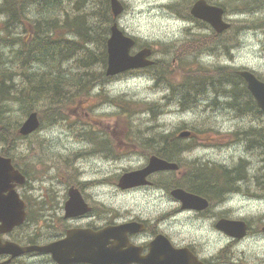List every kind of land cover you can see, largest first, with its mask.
<instances>
[{"label":"flooded vegetation","instance_id":"af4514ba","mask_svg":"<svg viewBox=\"0 0 264 264\" xmlns=\"http://www.w3.org/2000/svg\"><path fill=\"white\" fill-rule=\"evenodd\" d=\"M120 1L124 6L122 13L125 14L128 10L127 0ZM208 2L217 4L210 0ZM220 6L227 12L225 6ZM109 9L113 14L110 0ZM186 21L190 24L184 29L185 43L190 45L185 49L162 46V51L159 48L162 41L152 40L151 43L141 44L133 35L136 43L131 53L150 47L153 64L144 69L129 70L117 77L143 74L151 68L153 83L157 85L161 79L160 73L168 71L171 74L170 70L176 62L184 58L201 61L205 53L202 50L205 38L203 27L208 28L202 25L201 20ZM197 38L198 44L195 43ZM112 78L116 81V77ZM165 90L168 94L173 92L170 86ZM254 123L259 125V122ZM247 126L251 127L252 124ZM187 129L189 136L178 137L184 143L182 156L177 162L179 168L151 172L145 177V183L128 188L119 185L124 173L146 168L153 155L167 160L153 154V135L137 141L124 138L114 140L113 137L103 136L104 131L101 130L96 136H87L80 150L71 152L76 153L69 161L73 159L76 162L80 152L85 157L81 158L82 162L89 161L99 166L105 162L118 163L126 158L139 157L146 161H139L134 169H121L112 180L105 170L96 169L101 176L91 180L82 179L85 184L72 183V179L77 177L76 172L68 171L38 179L28 169L21 168L13 156L1 153L11 158L23 176L22 183L11 180L9 185L4 186L6 190L3 195L9 194V188L15 191L17 205L21 201L24 205V219L10 227L4 224L5 218L0 213V264H264V214H255L264 209V184L257 186L258 192H254L253 162L248 158L251 153H241L232 161L199 157L190 159L188 155L195 150L202 148L207 151L204 153L207 156L218 145L212 140L208 144L203 143L192 127ZM89 130L86 129L87 134ZM239 139L238 145L248 146L250 141L247 136ZM161 141L168 142L164 149L173 150L172 138ZM260 142L264 143V136ZM231 146H224L220 150ZM256 151L264 165V150L260 147ZM239 165L244 169H239ZM198 169H204L209 177L200 183L188 180ZM156 175H161L163 182L157 181ZM175 176H179L181 183L168 184V180ZM72 189H77L81 196L76 207L86 209L69 215L71 211L67 213L66 204ZM175 189H182L194 197L183 201L173 194ZM110 192L120 199L118 203L132 200L141 204L142 209L135 213L124 210L118 203V206L114 205L110 201ZM153 193L158 206L162 208L154 218ZM222 221L227 225L236 223L244 228V233L239 235L238 229L223 228ZM71 236H119L110 238L106 246L118 245V254L124 258L118 262L95 256L91 261H79L71 245L65 243ZM97 242L104 247L103 239ZM54 246L57 249L54 250Z\"/></svg>","mask_w":264,"mask_h":264},{"label":"rangeland","instance_id":"374dc122","mask_svg":"<svg viewBox=\"0 0 264 264\" xmlns=\"http://www.w3.org/2000/svg\"><path fill=\"white\" fill-rule=\"evenodd\" d=\"M184 1L191 7L196 0H193V2L192 0H127L128 10L125 14L121 13L117 21L126 33L137 37L141 44L145 42L151 43L152 40L153 42L162 41L163 43L159 45L162 51V46L172 49L178 46L180 49H185L190 44L185 43L187 40L184 29L190 23L180 15L181 13H185ZM222 1L221 4H217L227 8V20L232 23V30L220 39L228 38L238 41L240 39L241 43H238L236 47H231L232 56L230 58L222 57V54H220L221 50L223 49V52L227 54V48H223L222 41L219 44L215 40V35L203 27L205 38L202 50L205 51V54L201 61H192L193 59L184 58L173 64L169 82L172 91L178 90V85L188 78L189 72L187 70L198 69V65L205 68L213 67L212 64L214 63L230 65L237 69H249L255 72L261 79L264 78V34L258 29L246 28L248 24H251L252 27L254 26L253 24H257L259 17H254L255 12L249 17L245 14L231 12L232 8L246 7L247 5L244 0H242L243 2L231 0V2L225 3ZM3 2L4 0H0V5ZM241 3H244V5ZM49 6L46 10L42 11L38 3L32 2L27 11L32 12L31 14L37 13L39 16L46 17L49 15ZM76 6L81 5L76 0H71L66 4L68 13L64 12V16L59 10L49 16H58L57 18L63 22L64 17L71 19L77 14L73 10ZM82 12L84 13V8ZM5 18V16L0 15V36L4 34ZM20 35L21 27H12L9 32L8 41H3V44L7 46L3 48L2 43H0V55L2 56L0 69L7 68L6 72L10 74L12 80L16 83L13 90L9 89L13 93L8 100L9 111L2 114L1 120L3 121L4 119V125L11 122V125L7 128L11 132L6 131V135L10 138V141H7V139L4 141L0 138V154H7L8 149L12 152L11 156L13 155L19 166L28 169L31 175L40 179L45 175L51 176L54 173L65 174L68 171L74 174L76 172L77 177L76 179H72V183L85 184L82 179L91 180L98 178L101 176V173H96V169H103L112 180L121 169H134L139 161H146L145 158H126L118 163L110 162L108 164L105 162L100 166L97 163H90L89 161L84 163L81 159L75 163L69 161V158H72L76 153L73 152L72 154L71 152L82 147L81 142L87 136H96V133L103 130V136L113 137L114 140L124 138L127 141H131L132 139L137 141L140 138L145 139L152 135L153 137H157L158 133H169L170 131L175 133L177 131L178 135L180 131L190 126L196 131L198 137L203 139V143L208 144L212 140L218 145L217 149H213L207 156L204 154L207 151L199 148L192 155H188L190 159L199 157L200 159L213 158L215 160L225 159L232 161L241 153H251L248 154V158L253 162L254 192H258L257 186L260 187V185L264 184V165L256 149L247 150V145L237 144L240 137H246V135L253 133L250 131L252 126H247L252 124L250 120L241 119L233 110L222 108L221 106L214 107L212 103L207 104V102H198L189 112L182 111L175 103H168L167 95L173 100L174 93L170 92L168 94L159 85L154 86L153 78L150 75L133 74L131 77H116V81H113L112 85H103L100 90H93L91 93L93 98H90L91 95L89 97L81 94L75 96L71 102L69 95L66 94L61 106V111L67 116L66 120H61L57 124L48 125L47 123H42V127L27 137L18 138L15 147L9 148V146L13 145V139L11 138L12 131L14 130L20 134L18 128L26 120L29 112H31L29 108H26V102L23 103L21 99L14 97L18 95V88L24 79V76L21 75L22 69L19 66L22 65L25 56L18 53V49L22 45L15 42ZM30 40V35L25 34L23 36V43L26 44ZM207 41H209L208 44L206 43ZM213 46L215 47V53L219 54L218 56L216 54L207 55L206 50ZM217 57H220V59L218 60ZM75 59L77 58L60 64L57 68L52 69L54 72L51 74L57 73L56 71L59 69L63 72L65 68L70 66V62L76 66ZM97 93L99 94L98 96L95 95ZM207 98L212 99V95H207L205 100H208ZM153 103H158L160 109L153 107ZM151 105L152 110L146 109L147 106L149 108ZM48 107L49 104L45 103L40 106V109ZM26 110H29V112L27 113ZM159 111L160 114L157 113ZM48 114L49 112H44V110L39 111V115L43 118L48 117ZM153 115L156 116L153 118ZM244 120H246V123L243 122ZM258 121L257 130H261L258 141L259 145H262L264 143L260 141L264 136V115L261 118L259 117ZM85 128L90 129L89 134H85ZM91 130H94L95 133ZM235 143L237 146L233 145ZM230 144L232 145L231 147L220 150L222 147ZM239 169L243 170L244 166L239 165ZM155 179L163 182L161 175H156ZM109 197L114 205H117L120 201L112 192L109 193ZM118 205H122V208L126 211L132 210L135 213L142 209L141 204L132 200L121 201ZM161 209L153 193V218L161 213ZM255 214H264V209L255 212Z\"/></svg>","mask_w":264,"mask_h":264},{"label":"trees","instance_id":"16d2710c","mask_svg":"<svg viewBox=\"0 0 264 264\" xmlns=\"http://www.w3.org/2000/svg\"><path fill=\"white\" fill-rule=\"evenodd\" d=\"M70 1L4 0L0 5V15L6 17L4 20V34L0 36V43H2L3 48L7 46L3 44V41H8L11 28L21 27V35L15 42L22 45L18 49V53L25 56L22 65L19 66L22 69L21 75L24 76V79L18 88V95L14 97L21 99L23 103L26 102V108H29L31 112L36 110L38 114L41 110L49 112L46 118L39 115L41 127L42 123H47L48 125L57 124L61 120L67 119V116L61 111L62 102L66 94L69 95V100L72 102L77 95L82 94L83 96H88L93 90H100L103 85L113 84V78L106 75L108 62L107 40L111 33V25L116 20L110 12L109 5H107L109 0H76L81 5L73 9L77 14L71 19L64 17L63 22L57 18L58 16H49L57 12V10L62 15L64 12L68 13L66 4ZM212 1L221 4L222 0ZM228 1L231 2V0H224L222 2L225 3ZM235 1L243 2L242 0ZM244 1L247 5H245L246 7L232 8L231 12L245 14L247 17L252 16L253 12H255L254 17H259L257 24H253V27L251 24H248L246 28L258 29L264 34V0ZM32 2L38 3L42 11L46 10L50 5L49 15L47 14L48 16L42 17L37 15V13L31 14L32 12L27 11ZM183 4L185 5L186 14L179 13L181 17L195 19L189 12L190 6L185 1ZM241 4L244 5V3ZM83 8L84 13L82 12ZM201 23L208 28L207 31L216 35L215 31L210 28V25L206 22ZM231 30L232 27L225 33L218 35L223 37L226 33L231 32ZM25 34L31 36V40L26 44L23 43V36ZM218 35H216L218 38L216 41L219 44L222 41L223 48H227V54L223 52V49L220 54H222V57L230 58L232 56L231 47H236L238 43H241L240 39L239 41L228 38L220 39L221 37ZM195 43H199L198 38ZM206 43L208 44L209 41ZM206 53L211 55L216 54V56L219 55L215 53L214 46L208 48ZM1 58L2 56L0 55V63L2 61ZM74 58H77L75 59L76 66L70 62V66L65 68L63 72L59 69L56 71L57 73L51 74L54 72L52 69ZM217 58L218 60L220 59V57ZM212 65L213 67L207 68L198 65V69L187 70L189 72L188 78L181 83L179 82L178 90H173V100L179 103L180 109L182 111H189L198 102H207V104L212 103L214 107L221 106L222 108L233 110L239 117L258 121L259 117L261 118L264 115V112L257 106L254 97L247 88L245 80L238 73L239 69L218 63ZM6 69H0V124L2 123L0 125V138L4 141L6 139L10 141V138L6 135V131H10L7 128L11 125V122L5 123L6 125H4V119L3 121L1 120L2 114L9 111L8 100L13 95L9 89L13 90L16 83L12 80L10 74L6 72ZM150 70L151 68L144 73L150 75V73H153ZM170 75L168 71L160 73L161 79L158 81V85L168 89L167 86H170ZM207 95H212V99L207 98L208 100H205ZM167 99L169 103L171 99ZM45 103H48L49 107L40 109V106ZM147 107L146 109L149 110L152 105L149 108ZM153 107L160 109L158 103H153ZM29 110H26V112L28 113ZM157 113L160 114V111ZM156 115H153V118ZM250 131L253 133L246 135L250 141L248 148L253 150L262 147L264 150V145H259L258 141L261 130H257V126L253 125ZM178 137L179 134L177 135V131L176 133L173 131L169 133H158L157 137H153V154L156 153L169 161L179 162L183 153L182 148L184 143L183 141H179ZM11 138L13 139V145L11 147L14 148L16 141L18 138L21 139L22 136L13 130ZM171 138L173 139V150L164 149L168 142L161 140ZM11 153L8 150L7 154L11 155ZM208 177L209 174L205 173L204 169H198L195 170L193 178L190 179L188 177L187 179L193 180L195 183H200ZM167 183L175 185L181 183V181L175 176V178L172 177L169 179Z\"/></svg>","mask_w":264,"mask_h":264},{"label":"water","instance_id":"95a60500","mask_svg":"<svg viewBox=\"0 0 264 264\" xmlns=\"http://www.w3.org/2000/svg\"><path fill=\"white\" fill-rule=\"evenodd\" d=\"M114 17H117L123 12L124 6L120 0H110ZM191 14L199 19L209 23L216 32L221 33L230 27V23L225 20L223 7L208 3L206 0H196L191 7ZM136 40L133 36L127 34L118 24L117 20L111 25V33L107 40L108 62L106 68L107 76H115L131 69L145 68L153 64L150 58L152 49L144 47L136 53H131V49L135 45ZM238 73L247 83V88L255 98L257 105L264 111V80L260 79L256 73L251 70L243 69ZM40 127V119L37 111H32L21 125L19 132L23 135H29L35 132ZM180 136H189L190 131H181ZM179 165L176 162H170L156 155L151 157L148 166L141 170L124 173L119 181L122 188L133 187L144 182L145 177L151 172L163 170H177ZM11 180L23 182V176L19 169L12 164L10 157H5L0 154V213L3 214L5 225L10 227L24 219V205L22 201L17 205V194L9 188V194L4 196L6 190L4 186L9 185ZM173 194L179 199L185 201L194 196L188 195L182 189L173 190ZM80 193L77 189L70 191V199L66 204L67 213L72 215L84 211L86 208L79 209L76 203L80 201ZM10 206V207H9ZM7 219V220H6ZM222 227L226 229L234 228L239 230V235H242L244 228L239 225L225 223L222 221ZM109 230H106L108 232ZM233 231V230H232ZM119 236H71L65 241L74 249L79 261H91L93 257H104L106 260L120 261L124 256L118 254L120 248L118 245L106 246L110 238H118ZM104 240V247L97 241ZM53 249H57L56 246ZM99 250V253H98ZM98 253V255H97ZM94 258V259H95ZM88 259V260H86Z\"/></svg>","mask_w":264,"mask_h":264}]
</instances>
